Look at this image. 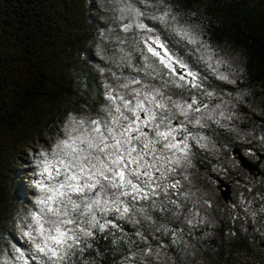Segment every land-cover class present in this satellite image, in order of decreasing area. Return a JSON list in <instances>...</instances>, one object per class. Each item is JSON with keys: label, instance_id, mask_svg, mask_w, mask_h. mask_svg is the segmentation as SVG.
Returning <instances> with one entry per match:
<instances>
[{"label": "trees", "instance_id": "obj_1", "mask_svg": "<svg viewBox=\"0 0 264 264\" xmlns=\"http://www.w3.org/2000/svg\"><path fill=\"white\" fill-rule=\"evenodd\" d=\"M102 7L100 22L95 25L90 19L87 0H0V264H48L43 257L27 254L21 262L14 263L8 254L16 248L10 225L20 191L16 172L18 153L52 133L64 121L77 126L82 121L80 127L84 128H90L92 120L110 121L109 110L114 104L108 98L107 88L124 84L135 88L139 84L129 81L137 78L142 82L137 73L146 74L136 70L143 67L139 50L143 48V37L159 36L172 55L197 74L200 85L197 89L165 85L168 77L153 74L161 81L165 97L190 103L193 97L216 89L218 83L205 71V63L228 52L239 54L232 72L235 87L248 94L249 101L264 98V0H102ZM123 7L132 10V20L115 18ZM165 10L170 13L168 26L152 18ZM137 12L142 15L136 16ZM140 22L153 31L135 27ZM130 23L133 27L123 31V25ZM178 31H186L189 36L182 37ZM192 39L196 42L192 43ZM95 53L104 65L105 84L98 81L92 65ZM244 110L251 121L257 119L255 106ZM197 130L200 137L225 148L229 156L232 148L238 147L212 124L203 123ZM188 158L193 170L203 177L216 183L215 177L224 179L195 151ZM262 176V171L257 177L250 175L248 185L252 189L246 202L250 213L255 208L248 201L251 196L257 195L262 203L259 212H254L260 233L249 241L264 250L263 189L256 183ZM233 180L237 179L233 177ZM118 191L110 189L108 195L101 193L99 198L111 201L114 197L110 193ZM94 194L87 193L89 197ZM119 199L130 208L122 218L111 203L106 215L94 209L100 223L112 222L104 230L98 225L81 223L80 228L92 232L91 236H85L75 224L65 226L78 232L80 242L58 264H135L144 253L141 240L158 244L154 239L161 231L173 233L176 223L171 210L162 204L133 199L132 195ZM231 202L232 194L227 203ZM244 207L240 211L238 207L236 215L226 216L233 235L228 250L222 251V242L217 245L218 255L229 264L238 261L259 264L248 240L233 225L235 220L245 218L246 215H241L246 212ZM82 219L91 220V214ZM175 259L178 264H185L182 252Z\"/></svg>", "mask_w": 264, "mask_h": 264}, {"label": "rangeland", "instance_id": "obj_2", "mask_svg": "<svg viewBox=\"0 0 264 264\" xmlns=\"http://www.w3.org/2000/svg\"><path fill=\"white\" fill-rule=\"evenodd\" d=\"M87 1L90 19L93 24L97 25L100 22L101 9L103 8L102 0ZM115 18L132 20V10L129 7L120 8L119 14ZM238 55L226 52L223 55H219L216 60H210L205 63V71L218 85H215L216 89H208L207 93L195 97L198 101L197 104H199L196 107L201 109L199 112L189 111L188 119L185 120L179 112L175 109L172 110L176 118L171 120V126L176 127L183 122L187 128V132L183 129L178 130L175 134L176 140L179 141L187 136L188 148L184 152H175V150L163 149L162 144H157L155 145L157 152L154 156H146L145 161L147 163L141 161V170L151 171V178L141 176L140 180L137 181L135 176L129 177L138 183L141 188L139 193H132V196H136L139 200L154 202L157 205L159 203L162 204L163 208L171 210L173 220L176 223L173 227V233H169V230L167 232L163 230L158 237H155L154 241L161 245L153 244L152 242V244H149V242L141 240L140 244L144 253L141 258L136 260L135 264H178L175 257L180 252H182L185 264H229L227 259L218 255L219 248L217 245L222 242V246H224L222 251L226 252L228 250V244H230L233 235L229 231V221L226 220V216L227 214L236 215V209L239 207L240 211L241 206H245L246 212L244 214L241 213V215H246L244 216L246 220H243L245 218H239L235 220L233 225L241 237L248 240V246L254 251V256L258 258L259 264H264V250L259 249L252 241H249L256 233H260L254 221L256 217L254 212H259L262 207V203L256 197L257 195L254 198L251 196L248 201L255 208H252L251 213L249 212V204H247L246 200L252 189V185H248L250 175L240 167L235 157L227 154L225 148L219 147L218 144L209 140V138L200 137L197 130V126H201L203 123L218 127L228 135V139H230L228 141H235L242 153L253 162L258 159L257 153L264 154V98L253 102L249 101V95L235 87L234 73L232 72L237 67L234 62H237ZM94 58L95 62L92 65L98 81L104 83V65H101L96 53ZM209 64H211V67H209ZM137 74L143 80L135 88L134 86L123 88L120 85L117 87L109 86L107 89L112 96H116L119 93L125 95L127 99H132L134 95L132 93L133 89L149 90L144 89V85L155 86L162 91L163 86H161L160 80L144 72H138ZM221 75L226 76L227 79H221ZM120 103L119 100L115 102V104ZM253 103L257 119L251 121L249 114L244 109L254 107L252 106ZM115 104L109 110L111 119L113 116L118 115L114 110ZM126 114L131 116V113ZM141 115L143 116L142 113ZM197 119L200 121L198 124L195 122ZM121 122L123 123V121ZM70 127L78 129L72 133L73 136H80L85 130L80 125H72L64 121L52 133L46 134L39 140L32 142L17 155L16 172L20 191L17 193L16 210L10 225L16 248L13 247L8 252L11 261L14 263L21 262L23 260L22 256L27 254L29 256L43 257L42 259L48 264H53L47 256L39 254L35 250V245L28 236H25V232L29 231L30 212L39 211L36 200L41 195L50 194L41 192L35 187L34 181L43 180L45 185L53 183V181H49L46 178V175L42 177L39 174L43 169V163L41 162L46 159L41 153H48L49 156L47 158L50 159L54 145L61 139L68 138ZM162 129L164 128L162 127ZM146 131L149 130L146 129ZM149 135L151 136L152 133L149 132ZM146 139L142 137L141 141H134V143H137L142 148V144ZM192 151L206 159L207 162L209 161V165H211L214 172L220 173L226 181H231V203H224L221 200L215 181L203 177L200 173L193 170L188 158L189 153ZM173 152H175L174 156ZM100 155L104 156L105 154L101 153ZM157 157H162V159ZM172 160H178L179 163H171L170 161ZM152 163H155V167H151ZM134 167V165H130L129 170L126 171H130ZM259 168L263 176L258 178L256 183L261 186V190L263 189L264 198V160L259 164ZM233 177L237 180L234 181ZM97 178L103 180L102 177L97 176ZM57 179H62V177ZM245 183L247 187H243ZM125 190L130 191V186L125 188ZM123 206L125 205H121V207ZM157 230L159 229L155 231ZM35 234L33 232V235ZM221 234L222 236H220ZM261 235H264V233ZM69 243H72V241H69ZM161 246H164L165 250ZM235 264L248 263L238 261Z\"/></svg>", "mask_w": 264, "mask_h": 264}, {"label": "snow or ice", "instance_id": "obj_3", "mask_svg": "<svg viewBox=\"0 0 264 264\" xmlns=\"http://www.w3.org/2000/svg\"><path fill=\"white\" fill-rule=\"evenodd\" d=\"M140 15L142 13H136V16ZM169 16V11L165 10L152 18L168 26ZM132 27L131 23L125 24L122 30L127 32ZM135 27L149 33L153 31L142 22L136 23ZM178 34L182 37L189 36L186 31H178ZM191 42L196 41L192 39ZM142 43L143 48L139 50L143 67L137 68V71H145L148 75L155 74L156 76L163 74L169 78L165 81V85L171 83L178 88L200 87L197 83V74L192 72L187 64L176 59L159 36L143 37ZM220 78L227 79L223 75ZM129 83L140 84L141 81L134 78ZM121 87L128 88V84ZM144 89L149 90L133 89L132 99H127L125 95L119 93L116 96L108 93V98L114 104L117 100L121 102L115 104L114 110L118 115L104 123L99 120L90 121L91 127L85 128L80 136H73L72 133L78 129L70 127L68 138L61 139L54 145L50 159L47 158L48 153H41L46 159L41 162L43 169L39 174L42 177L46 175V178L53 183L45 185L43 180L34 181L35 187L41 192L50 194L41 195L36 200L39 211L30 212L29 231L25 232V236L31 239L35 250L47 256L53 264L63 261L71 254L69 250L80 242L78 232L65 226L75 224L79 232L85 236H91V231L80 228L81 223H90L92 227L98 225L100 230H104L109 223H112L111 221L100 223L94 209L106 215L110 210L108 205L111 203L114 211L119 213L121 218L130 212L128 206L121 207L124 201L119 198L141 191L138 183L129 178L130 176H135L137 181L141 176L151 178V171L141 170V161H145L146 156H154L157 152L155 145L162 144L163 149L175 150V152H184L188 148L187 136L179 141L176 140L175 134L178 130L183 129L187 132V128L183 122L176 127L171 126V120L176 118L172 110L175 109L187 120L189 111L199 112L201 110L199 107H193L197 105V99L193 97L190 103H181L170 96L165 97L163 92L155 86L144 85ZM126 113H131V116ZM195 122L198 124L200 121L197 119ZM79 124L83 126L82 121ZM162 127L165 130H161ZM149 132L152 133L151 136ZM142 137L147 139L140 148L134 141H141ZM101 153L105 155L101 156ZM157 158L162 159V157ZM170 162L179 163L178 160ZM130 165L135 167L126 171L129 170ZM151 167H155V163H152ZM97 176L102 177L107 183H102ZM59 177L62 179H57ZM128 186H130V191H124L123 189ZM110 189L120 191L110 193L114 197L111 201L101 200L99 198L101 193L108 195ZM93 192H95L94 196L87 195ZM133 199H136V196H133ZM89 214H91V220L82 219ZM33 232L36 234L33 235Z\"/></svg>", "mask_w": 264, "mask_h": 264}, {"label": "water", "instance_id": "obj_4", "mask_svg": "<svg viewBox=\"0 0 264 264\" xmlns=\"http://www.w3.org/2000/svg\"><path fill=\"white\" fill-rule=\"evenodd\" d=\"M232 155L238 161L240 167L247 171L250 175L257 177L261 174V169L259 164L264 160V155L257 154L258 159L253 162L248 159L241 151L239 147H233L231 150ZM217 181V190L221 200L225 203L231 200V183L230 181H225L220 177L214 178Z\"/></svg>", "mask_w": 264, "mask_h": 264}]
</instances>
